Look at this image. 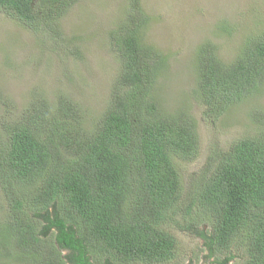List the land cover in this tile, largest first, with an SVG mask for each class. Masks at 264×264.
Returning <instances> with one entry per match:
<instances>
[{
	"label": "trees",
	"instance_id": "trees-1",
	"mask_svg": "<svg viewBox=\"0 0 264 264\" xmlns=\"http://www.w3.org/2000/svg\"><path fill=\"white\" fill-rule=\"evenodd\" d=\"M75 1L0 0V12L36 41L51 40L55 52ZM150 22L141 0H127L106 37L117 66L92 124L61 94L54 103L34 94L19 118L0 122V264H162L175 241L160 228H196L188 218L197 209L210 227L195 235L206 259L218 252L213 264H228L233 256L219 257L239 241L244 264H264V111L252 110L253 134L210 149L183 197L174 160L196 158L197 134L190 116L167 113L155 99L168 55L146 37ZM260 30L226 57L210 39L195 50L193 99L209 124L263 87Z\"/></svg>",
	"mask_w": 264,
	"mask_h": 264
},
{
	"label": "rangeland",
	"instance_id": "rangeland-1",
	"mask_svg": "<svg viewBox=\"0 0 264 264\" xmlns=\"http://www.w3.org/2000/svg\"><path fill=\"white\" fill-rule=\"evenodd\" d=\"M141 3L151 18L146 37L168 55L157 74L155 99L167 113L183 112L190 116L197 134L196 158L174 160L184 197L190 189L192 174L203 166L210 149L214 146L226 149L232 142L253 134L252 110L264 111L263 84L254 97L209 124L203 116V107L193 99L195 50L210 39L226 57L225 53L238 47L243 38L259 35L264 26V0H141ZM126 8L127 0H76L60 21L59 32L64 42L57 44L55 52L51 40L36 41L38 36L0 12V94L7 105L0 103V122L19 118L34 94L44 96L50 103L61 94L80 105L78 116L83 118L80 122L92 124L104 109L107 87L117 66L106 37L120 23ZM70 48L78 49V53H69ZM2 202L0 193V221L5 213ZM205 217L206 212L197 209L188 218L193 219L196 228L180 218L179 231L176 223L168 221L160 228L175 241L173 258L162 264H206L208 253L195 236L200 231L206 235L210 232ZM186 225L190 228L188 232ZM238 245L239 241H234L222 251L219 260L231 255L233 259L228 264H244V252ZM62 254L67 255V251ZM217 255L218 252L214 257ZM214 257L210 259L212 264Z\"/></svg>",
	"mask_w": 264,
	"mask_h": 264
},
{
	"label": "flooded vegetation",
	"instance_id": "flooded-vegetation-1",
	"mask_svg": "<svg viewBox=\"0 0 264 264\" xmlns=\"http://www.w3.org/2000/svg\"><path fill=\"white\" fill-rule=\"evenodd\" d=\"M214 257V256H213ZM213 257H211V258H213ZM211 258H209V259H206L207 261H206V264H210L211 262H210V259ZM212 264V263H211Z\"/></svg>",
	"mask_w": 264,
	"mask_h": 264
}]
</instances>
